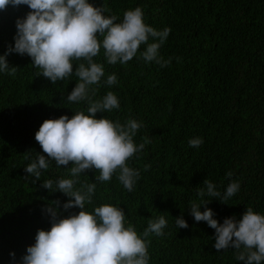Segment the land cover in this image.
<instances>
[{
	"label": "trees",
	"instance_id": "16d2710c",
	"mask_svg": "<svg viewBox=\"0 0 264 264\" xmlns=\"http://www.w3.org/2000/svg\"><path fill=\"white\" fill-rule=\"evenodd\" d=\"M90 2L106 7L105 15H115L117 22L126 10L139 7L146 24L158 31L170 28L159 55L171 58V63L161 67L146 62L140 55L146 45L125 65L108 64L103 49L94 58L104 67L94 99L111 91L120 105L111 112H97L96 117L122 124L135 119L141 124L135 143L144 137L150 142L128 161L129 167L140 171L132 191L116 175L104 183L94 181V169L80 175L81 182L96 183L93 204L86 209L93 211L104 203L120 207L126 226L141 236L149 220L164 216L163 234L147 238L148 264H244L236 260L235 249L216 251L215 229L194 220L190 202H200L197 191H206L205 179L222 196L235 181L239 191L227 203L203 197L210 199L206 206L214 218L220 223L226 217L240 219L247 207L264 214V0ZM29 11L26 5L0 11V55L14 47L16 21ZM152 42L158 40L150 37ZM6 59L17 71L14 76L0 73V264H22L37 230L51 227L46 211L51 201L60 202L57 219L80 210H65L63 204L70 197L42 186L46 179L71 178L65 169L71 163L58 167L50 160L39 180L26 173L24 167L38 153L44 154L35 133L45 119L64 114L71 118L75 111L86 112L88 104L67 101L77 82L75 75L53 84L37 76L40 70L28 55L12 52ZM111 74L117 83L108 86L104 81ZM192 138H201L202 145L189 147ZM179 216L187 228L176 226Z\"/></svg>",
	"mask_w": 264,
	"mask_h": 264
},
{
	"label": "clouds",
	"instance_id": "9594fccd",
	"mask_svg": "<svg viewBox=\"0 0 264 264\" xmlns=\"http://www.w3.org/2000/svg\"><path fill=\"white\" fill-rule=\"evenodd\" d=\"M9 5H26L30 11L16 21L15 44L0 55V73L14 76L17 67H10L6 56L12 52L26 54L32 60L31 65L40 70L37 76L42 75L53 84L75 75L77 82L67 94V101L88 104L86 112L75 111L71 118L64 114L45 119L35 133L44 154L38 153L36 159L24 167L26 173L39 180L42 170L49 168L50 160L58 167L71 163V167H65L71 178L46 179L42 186L70 197L63 204L65 210L73 207L80 210L57 219L60 202L51 201L46 209L51 216V227L37 230L35 243L27 246L22 264H148L147 238L151 234H163L167 225L164 216L149 220L141 236L133 226H126L125 212L120 207L104 203L88 211L86 205L93 204L96 183L81 182L79 178L94 169V181L108 182L116 175L125 189L133 190L140 171L129 167L128 161L150 141L144 137L142 143H135L133 138L141 127L135 119L122 124L104 116L96 117L97 112H111L120 105L111 91L94 99L104 76L103 64L94 58L103 49L108 64L125 65L137 55L141 45H146L141 58L166 67L171 58L164 60L159 48L170 28L158 31L146 24L139 7L126 10L122 21L117 22L115 15H105L106 7H98L90 0H0V11ZM150 37L158 42L149 43ZM104 83L116 84V75H108ZM93 85L97 87H91ZM202 143L201 138L188 142L189 147L194 148ZM148 167L145 165V170ZM226 175L231 177L232 173ZM203 184L206 191L198 189L201 199L199 203L190 202V214L196 222H207L215 229L213 247L216 251L235 249L236 260L244 264H261L264 261V214L247 207L242 218L226 217L220 223L214 218L213 210L206 206L210 199L203 197L219 198L227 203L240 185L235 181L229 183L222 196L213 182L205 179ZM201 205H205L204 211L200 210ZM175 218L178 228L188 227L183 216Z\"/></svg>",
	"mask_w": 264,
	"mask_h": 264
}]
</instances>
